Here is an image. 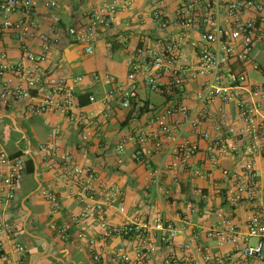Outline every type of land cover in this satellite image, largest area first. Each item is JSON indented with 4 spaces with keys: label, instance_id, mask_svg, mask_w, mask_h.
I'll return each instance as SVG.
<instances>
[{
    "label": "built area",
    "instance_id": "obj_1",
    "mask_svg": "<svg viewBox=\"0 0 264 264\" xmlns=\"http://www.w3.org/2000/svg\"><path fill=\"white\" fill-rule=\"evenodd\" d=\"M39 1L0 0V41L11 34L23 49V55L17 60H11L6 51L0 52V106L24 103L33 115L62 113L72 116L73 111L81 107L76 86L84 82V77L60 78L46 68L49 52L58 39L42 30L44 20L38 9ZM101 1L99 5L86 8L84 24L66 29L68 40L86 44L89 53L93 52L92 43L101 37L102 30L115 22L121 10L135 4V0ZM144 1L150 18L146 20L140 16L138 24L143 28L152 24L151 32L140 35L127 57V75L121 78L98 72L93 76L109 87V93L117 97L125 109L137 107L141 112L146 106L140 98L143 88L164 97L160 105L146 110L144 114L149 124L134 134L135 161L148 170L158 187L164 174L172 171H189L195 177H209V170L193 167L200 145L191 136L208 140L206 160L214 164L239 150L224 138L221 128H217L214 135L201 129L208 120L207 107L215 100L235 103L242 125L229 129V134L247 137L251 153L264 156V116L261 114L264 82L252 81L248 72L251 69L264 74V66L256 57L257 47L264 45V0ZM44 5L52 9L58 4L56 0H45ZM36 43L40 44V51L33 48ZM192 82L197 83L195 107L182 100ZM89 101L96 99L89 96ZM108 117L104 112L103 122ZM42 151L47 156L57 155L56 148L50 145L43 146ZM126 152L127 142L122 141L117 146L119 165L124 163ZM156 154L164 157L159 165L152 160ZM61 161V178L82 206L80 212L71 213L69 223L54 225L62 237H68L71 226L75 225L80 228L77 237L84 238L82 228L87 224H97L104 236H134L138 240L134 248L137 264H152L151 256L159 247L168 250L163 264H256L264 260V215L259 210L248 218L246 232L226 220L223 228L208 231V236L216 240L219 248L244 242L236 254L213 251L198 241L196 231L175 249L177 238L184 235L182 223L155 217L112 225L107 218L108 207L116 203L118 212L126 213L119 196L120 188L102 181L93 167L78 163L68 152L61 156ZM25 172L24 155L0 154V188L6 191L9 200L15 198ZM222 175L229 181L224 196L230 204L256 201L260 181L254 159L241 162L237 169L224 168ZM172 190L171 186L164 187L162 193L169 196ZM195 192L200 202L207 198L202 188L197 187ZM44 195L54 211L59 210L60 198L50 189L44 191ZM13 228L12 222L0 221V233ZM248 237H256L257 242L247 243ZM17 249L24 251L22 245ZM91 250L94 264H101L100 253L92 245ZM116 258L120 262L131 260L123 249Z\"/></svg>",
    "mask_w": 264,
    "mask_h": 264
},
{
    "label": "crops",
    "instance_id": "obj_2",
    "mask_svg": "<svg viewBox=\"0 0 264 264\" xmlns=\"http://www.w3.org/2000/svg\"><path fill=\"white\" fill-rule=\"evenodd\" d=\"M115 1V0H108ZM144 0H135L134 5H142ZM57 7L48 9L39 1V12L44 20L42 30L58 39L49 52L46 68L55 76L72 79L84 77V82L76 86L80 96L90 94L96 101L81 105L73 111L72 116L62 113L31 114L24 103L13 104L9 107L0 106V154L14 155L19 150L24 152L27 159L31 156L35 161V172H25L15 198L9 200L5 190L0 188V221L12 222V231L0 233V264H94L91 245L100 253L101 264H137L134 248L138 240L134 236L122 235L104 236L100 234L97 224H87L82 230L85 237L80 239L77 233L79 227L72 225L68 237L57 233L54 225L70 222L71 213L81 210V204L70 194V189L64 184L61 174L63 163L61 156L70 153L82 165L93 167L102 181L109 182L120 188L122 202L126 213L121 214L114 206L107 209V218L112 225L126 224L130 220H149L161 217L178 220L184 226V235L177 238L175 249L185 242L194 231L198 233V241L210 246L215 252L235 253L244 245L238 242L223 248L217 247L216 240L208 236L210 229L223 228L224 221L236 225L242 232L248 229V218L256 210L264 215V156L251 153L247 137L232 136L229 129H238V110L235 103L225 104L215 100L207 107L208 120L201 129L215 134L221 128V134L228 142L238 146L239 150L227 158L220 159L214 164L206 159L205 149L208 140H198L200 152L194 159L193 167L200 166L211 172L207 178L195 177L189 171H172L164 174L158 187L152 180L148 170L135 161L133 140L137 129L145 128L149 122L145 116L149 107L160 105L164 97L157 92L140 90V98L146 106L139 109H125L117 97L109 93V87L102 80H95V73H112L124 78L127 75L126 59L135 48L140 35L149 34L152 24L141 27L138 18L143 17L141 9L134 6L121 10L115 22L104 28L101 37L92 43L93 52H87V45L68 40L66 29L69 26L84 24L86 8L101 4V0H56ZM147 13V12H146ZM15 19L17 16L14 17ZM83 54L95 55L88 60H82ZM33 48L40 51L39 43ZM119 50L124 52L120 62L113 63L114 71H102V57L114 56ZM9 53L11 60L19 59L23 53L20 44L11 34L0 41V52ZM256 57L264 66V45L257 47ZM81 60V61H80ZM238 66H236L237 68ZM243 68V67H241ZM81 71H78L80 70ZM254 71L249 69L250 73ZM256 72V71H255ZM264 76L261 72H258ZM251 79V78H250ZM252 81L264 82L259 79ZM197 83L192 82L189 90L182 96L184 103L191 107L197 105L194 90ZM83 100L87 98L83 97ZM89 100V99H88ZM104 112L109 117L104 121ZM264 116V110L261 112ZM127 120V123L124 121ZM86 137V138H85ZM127 142V152L124 163L117 162V146ZM264 144V141H263ZM50 145L57 150L56 156H47L42 147ZM163 154L152 157L155 165L163 160ZM254 159L259 173L260 186L255 202L230 204L224 196L225 187L229 181L222 175V169H237L239 164L247 159ZM171 186V195H164L162 189ZM204 190L207 198L200 202L195 189ZM50 189L60 198V208L54 211L44 191ZM183 218V219H182ZM155 241H157L154 238ZM247 243H256V237H248ZM92 243V244H91ZM18 245L24 251L17 249ZM120 249L129 253L131 260L120 262L117 253ZM168 250L159 247L151 256L152 264H163ZM264 264V260L256 262Z\"/></svg>",
    "mask_w": 264,
    "mask_h": 264
},
{
    "label": "rangeland",
    "instance_id": "obj_3",
    "mask_svg": "<svg viewBox=\"0 0 264 264\" xmlns=\"http://www.w3.org/2000/svg\"><path fill=\"white\" fill-rule=\"evenodd\" d=\"M134 7L136 9H141V12L143 13V18L146 19V20H149L150 18V14L149 13H146V9H147V5H145V1L142 2V5L140 4V6L137 4V5H134ZM150 22V21H148ZM78 49L82 52V48L80 46H78ZM95 55H87V54H83L82 52V60H88L90 58H93ZM124 55V52L119 50L114 56H107L106 58L105 57H102V71H105V72H113L114 71V65L113 63L116 62H120V60H118L119 58L121 59ZM81 61V60H80ZM78 71H81L78 70ZM250 78L251 79H259L261 81H264V76L261 75L260 73H258L257 71H252L250 73Z\"/></svg>",
    "mask_w": 264,
    "mask_h": 264
},
{
    "label": "trees",
    "instance_id": "obj_4",
    "mask_svg": "<svg viewBox=\"0 0 264 264\" xmlns=\"http://www.w3.org/2000/svg\"><path fill=\"white\" fill-rule=\"evenodd\" d=\"M89 96L90 94H86L85 96H80V104L86 105L89 103ZM83 97L87 98V100H83ZM124 123H127V120L124 121ZM14 155H20L23 156L24 152L22 150H19ZM26 172L29 174H34L35 172V161L31 156H28L26 159Z\"/></svg>",
    "mask_w": 264,
    "mask_h": 264
}]
</instances>
